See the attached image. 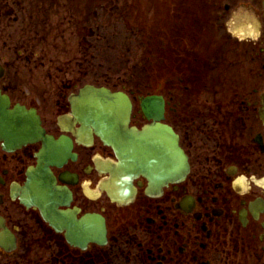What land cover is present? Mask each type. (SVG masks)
Instances as JSON below:
<instances>
[{"label":"flooded vegetation","instance_id":"obj_1","mask_svg":"<svg viewBox=\"0 0 264 264\" xmlns=\"http://www.w3.org/2000/svg\"><path fill=\"white\" fill-rule=\"evenodd\" d=\"M6 2L0 264H264V0H165L175 28L161 32L156 72L134 89L94 84L130 97L138 129L154 122L143 100L158 98V123L189 164L159 187L120 174L117 153L89 129L73 101L85 76H32L23 44L3 30L18 10Z\"/></svg>","mask_w":264,"mask_h":264},{"label":"rangeland","instance_id":"obj_2","mask_svg":"<svg viewBox=\"0 0 264 264\" xmlns=\"http://www.w3.org/2000/svg\"><path fill=\"white\" fill-rule=\"evenodd\" d=\"M12 1L18 10L3 30L23 44L39 78L85 76L89 84L134 89L159 68L163 28H175L163 21L165 0Z\"/></svg>","mask_w":264,"mask_h":264},{"label":"water","instance_id":"obj_3","mask_svg":"<svg viewBox=\"0 0 264 264\" xmlns=\"http://www.w3.org/2000/svg\"><path fill=\"white\" fill-rule=\"evenodd\" d=\"M74 102L77 110L86 112L89 129L117 153L123 176L142 174L158 186L178 182L188 173L186 156L170 130L157 123L143 130L130 127L132 103L126 94L88 85ZM142 109L148 116L152 112L149 117L155 121L159 119L156 98L144 100ZM46 208L44 205L42 210Z\"/></svg>","mask_w":264,"mask_h":264},{"label":"clouds","instance_id":"obj_4","mask_svg":"<svg viewBox=\"0 0 264 264\" xmlns=\"http://www.w3.org/2000/svg\"><path fill=\"white\" fill-rule=\"evenodd\" d=\"M244 181H245V177H243V176L239 177V179L234 181V187H235V185L243 184Z\"/></svg>","mask_w":264,"mask_h":264}]
</instances>
